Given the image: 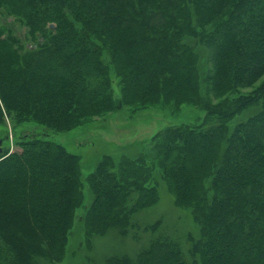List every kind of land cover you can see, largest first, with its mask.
<instances>
[{
    "label": "trees",
    "instance_id": "16d2710c",
    "mask_svg": "<svg viewBox=\"0 0 264 264\" xmlns=\"http://www.w3.org/2000/svg\"><path fill=\"white\" fill-rule=\"evenodd\" d=\"M0 16L24 29L0 23V123L19 148L0 156V264H60L79 208L88 243L126 235L159 201L156 176L199 236L185 252L162 233L105 264H264V0H0ZM182 105L201 122L167 126L135 158L104 156L84 179L51 139Z\"/></svg>",
    "mask_w": 264,
    "mask_h": 264
},
{
    "label": "rangeland",
    "instance_id": "374dc122",
    "mask_svg": "<svg viewBox=\"0 0 264 264\" xmlns=\"http://www.w3.org/2000/svg\"><path fill=\"white\" fill-rule=\"evenodd\" d=\"M1 22L16 29L17 25L12 23L11 18L0 16ZM23 31L24 29H16L15 33L23 38ZM177 110L170 112L166 108L155 106L131 113L127 109H121L69 131L53 134L51 139L79 158V168L84 179L95 170L104 156H111L115 161L122 157L135 158L156 132L169 125L200 123L202 120L203 111L197 107L182 105ZM257 110L258 106L245 110L233 119V124L245 121ZM36 126L34 123H25L19 128L32 132L36 129L38 131ZM17 138L8 120L0 123V156L6 151L11 153L19 150ZM156 180L159 201L133 215L129 231L124 236L117 229L111 228L104 235L93 236L88 243L85 239V224L81 219L82 208L77 209L69 231L64 259L60 264H105L111 257L133 256L147 245L152 236L162 233L179 242L186 252L190 245L188 237L197 238L199 227L188 209L175 205L174 197L166 184L157 176ZM82 189L83 205L88 206L93 197L86 182ZM156 221H161L158 229L144 231V228L152 226Z\"/></svg>",
    "mask_w": 264,
    "mask_h": 264
},
{
    "label": "water",
    "instance_id": "95a60500",
    "mask_svg": "<svg viewBox=\"0 0 264 264\" xmlns=\"http://www.w3.org/2000/svg\"><path fill=\"white\" fill-rule=\"evenodd\" d=\"M50 28H53V25L52 24H50ZM0 152H1V148H0Z\"/></svg>",
    "mask_w": 264,
    "mask_h": 264
}]
</instances>
